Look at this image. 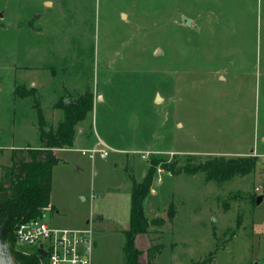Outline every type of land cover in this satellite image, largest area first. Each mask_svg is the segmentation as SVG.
Segmentation results:
<instances>
[{
  "label": "rangeland",
  "instance_id": "1",
  "mask_svg": "<svg viewBox=\"0 0 264 264\" xmlns=\"http://www.w3.org/2000/svg\"><path fill=\"white\" fill-rule=\"evenodd\" d=\"M45 1L0 0V183L12 176L13 149L38 139L36 97L15 99L16 82L41 83L37 98L47 117L61 87L68 90L61 91L63 103L87 90L101 92L106 99L94 105L93 130L98 126L127 150L94 158L56 150L62 159L52 175L56 208H43L44 220L79 227L92 218L95 263L124 264L127 166L141 180L152 156L177 167L215 155L246 156L253 170L223 181H208L204 173L173 175L159 166L144 205L148 216L162 222L138 235L136 246L144 251L140 264H264V200H253L264 173L259 0H246V31L242 0L239 9L234 0H48L52 7ZM200 9L203 30L194 25ZM28 19L42 28L40 34H29L23 25ZM27 40L40 49L28 64L42 69L18 70L27 63L18 51ZM46 67H54L55 76ZM141 151L152 153L142 158ZM21 155L29 159L27 150ZM161 243L162 251L151 258L148 247ZM16 250L31 249L0 239L4 264H20Z\"/></svg>",
  "mask_w": 264,
  "mask_h": 264
},
{
  "label": "trees",
  "instance_id": "2",
  "mask_svg": "<svg viewBox=\"0 0 264 264\" xmlns=\"http://www.w3.org/2000/svg\"><path fill=\"white\" fill-rule=\"evenodd\" d=\"M15 91L20 97H36L34 107L37 110L38 129L44 148L27 146L13 149L12 176L6 183H0V239L11 241L13 244L16 243L15 228L21 221L33 217H43V208L50 206L54 208L51 204L52 175L54 167L62 160L55 151L73 145L77 123L85 119L94 106V92L91 90L77 96L75 100H70L69 103L59 101L56 107L63 109L64 116L55 127L48 128L40 99L37 98V90L18 85ZM26 150L29 159L21 155ZM188 159L192 158L188 156ZM159 166L173 175L194 176L204 173L208 181H223L237 175L250 173L253 170L254 161L246 156L215 155L194 164L187 163L177 167L174 162L152 156L142 181H138L135 175L129 172L127 166L126 172L132 184V198L131 224L130 228L124 231V264H140V256L144 251L136 246V238L140 234L147 233L151 225L161 221L160 219L150 220L146 216L144 207V202L151 193ZM253 200L256 203V196H253ZM170 206L172 207L173 203ZM163 247L164 244H157L147 249V252L151 258H154L162 251ZM14 256L20 264H47L46 258L36 250L25 252L16 250ZM192 264H205V262H193Z\"/></svg>",
  "mask_w": 264,
  "mask_h": 264
},
{
  "label": "crops",
  "instance_id": "3",
  "mask_svg": "<svg viewBox=\"0 0 264 264\" xmlns=\"http://www.w3.org/2000/svg\"><path fill=\"white\" fill-rule=\"evenodd\" d=\"M234 2H236V5L234 4V8L235 9H239L240 8V6H239V0H234ZM45 3L48 6H50V7H52L54 5V3L52 1H48V0H46ZM259 5H260V9L262 10V15H264V0H259ZM241 6L243 8V31H246V26H247V19H246V0H242V5ZM197 9H199V7ZM200 11H202L200 14L199 13H196V15H195L196 19H194V25H195V28L196 29L203 30L204 26H206V23L204 21V14L205 13L203 14V10L202 9H200ZM39 19H40V16H38L35 20H39ZM35 20L34 19H28L23 24L25 26L26 30L29 31V34H32V35L33 34L38 35V34H40L42 32V28L39 27L35 23ZM18 51H19V56L22 55V57L27 62V63H25L26 65H23L22 64V65L17 66L18 67V70H20V71L22 69H24V70H38L39 68H41V69L43 68V67H35L36 65L35 66H30L31 64H28V63H33L34 61L37 60V56L39 54L40 49H39V46H37L36 41L27 40V41L21 43V45L19 46ZM239 57H243V62H246V56H243V55L238 56V59H239ZM234 60H235V58H234ZM238 64H241V61ZM241 65H243V64H241ZM46 68L52 73L53 76H55L56 69H54V67H46ZM228 68H229L228 69L229 70L228 73L235 74L234 73V72H236L235 65H233V64L229 65L228 64ZM18 85H23L27 89L34 88V89L37 90L38 95H40V93H41L40 91H41L42 85H41V83L38 80H33L32 79V80H29L27 82L20 81V82H16L14 84V87H13L14 88L13 89V95H14V98L15 99H19L20 100V99L27 98V96L26 97H20V96H18L16 94L15 89H16V87ZM61 91H66L67 92L68 90L65 87H61V88L57 89V91H56L57 93H56V95L54 97V100H53V104H52V108H51L49 117L46 116V112L44 111V109L42 107L43 112H44V115H45V118H46V121H47V124H48V128L51 127V126L55 127L58 124V122L64 116L63 109L56 107V104L63 99V95L64 94H62ZM79 94H81V93H78V95ZM105 99H106V95H102L101 92H94V105L97 102H99V101H105ZM161 99H162V96H161ZM69 101L70 100H66L65 102L66 103H69ZM41 106H42V104H41ZM93 108H94V106H93ZM92 111H93V109H92ZM92 111L89 112V114L87 115V117L85 119H83V120H81V121H79L77 123V125H76V133H75V136H74L73 145L70 146V147H67V148H60V149H57V150H60V151L77 150L79 152H82L81 151L82 149H89V148H93V147H106V148H109L111 151L125 152V150H127V149H124L123 147H118V146L113 145L107 139V137L104 136L101 133V131L99 130L98 126L95 127V131L93 130V116H92V119H91ZM55 121H56V123H55ZM33 127L35 129H37V135H38L37 138L38 139H37L36 145H32L31 143H28V144H26V146H23V147L31 146V147H34V148H41L42 145H44V143H43V140H42L40 131L38 129L37 120H35V122H33ZM150 150H152V149H150ZM153 150H155V149H153ZM157 150H160L161 151V149H158V148H157ZM130 151H135V150L130 149ZM148 167H149V164L147 163V167L145 168L144 175L146 174ZM144 175H143V177H144ZM142 179L141 180H138L137 179V180L138 181H142ZM131 187H132V184H131ZM108 193H110V192H108ZM126 195L127 196L129 195V208H128L127 214L125 212V214H126L125 216H126L127 219H125V222H124V225H123V233H124V231H126V230H128L130 228V224H131V198H132V196H131V189H129V191L127 192ZM91 197H92V195H91ZM256 198H257V196H256ZM91 199H92V201H96V199H98V198H96V195H95V197H92ZM103 201L104 200H101L100 201L101 202V205H100V207L98 206L99 210L97 208V213H99V214H100V211L102 210ZM51 204L54 206V208H52L51 206L50 207H47V208L49 210H54L56 208V203H54L52 201V199H51ZM57 207H60V206H57ZM95 207H96V204H95ZM144 207H145V205H144ZM60 209H58V210L60 211ZM59 211H58V213H59ZM145 213H146V211H145ZM146 216L148 218L150 217L147 214H146ZM155 217L156 216L150 217V220L157 219ZM84 220L85 221H84V224L83 225L81 224V226H79V225H77V226L84 227V226L90 225L92 227V229H93V220H92V218L91 219L85 218ZM79 227H69V228H79ZM152 246H155V245H150V247H152ZM150 247H148V249ZM148 255H149V253H148ZM93 257H94V262H95V256L93 255ZM156 257H157V255L154 257V259Z\"/></svg>",
  "mask_w": 264,
  "mask_h": 264
},
{
  "label": "built area",
  "instance_id": "4",
  "mask_svg": "<svg viewBox=\"0 0 264 264\" xmlns=\"http://www.w3.org/2000/svg\"><path fill=\"white\" fill-rule=\"evenodd\" d=\"M81 151L94 158L97 154L107 157L110 149L93 147ZM150 153L142 151V158ZM260 194L264 195V173L262 183L255 189V196ZM92 197H95L94 193ZM14 232L17 244L37 252L42 246L47 253V264H95L94 231L90 225L79 228L57 227L45 221L44 217H33L21 221Z\"/></svg>",
  "mask_w": 264,
  "mask_h": 264
},
{
  "label": "water",
  "instance_id": "5",
  "mask_svg": "<svg viewBox=\"0 0 264 264\" xmlns=\"http://www.w3.org/2000/svg\"><path fill=\"white\" fill-rule=\"evenodd\" d=\"M156 100H157V101H160V100H161V96H160L159 94L157 95ZM47 144H48V142L46 141V145H47ZM263 200H264V195H262V194L258 195L257 198H256V204H257V205H260V204L263 202ZM167 217H168L167 214H163V218H167ZM38 253H39L40 255L44 256V257L47 256V253H46V251L42 248V246L38 249ZM0 264H4L3 259H2L1 256H0ZM256 264H257V263H256Z\"/></svg>",
  "mask_w": 264,
  "mask_h": 264
}]
</instances>
